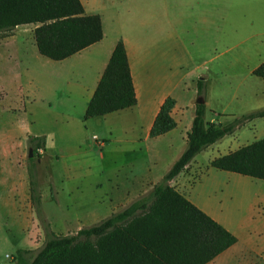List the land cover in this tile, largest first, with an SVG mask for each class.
<instances>
[{
  "label": "crops",
  "instance_id": "obj_1",
  "mask_svg": "<svg viewBox=\"0 0 264 264\" xmlns=\"http://www.w3.org/2000/svg\"><path fill=\"white\" fill-rule=\"evenodd\" d=\"M254 1L171 0L168 2L166 0L165 4V0L163 2L156 0L154 6L148 7L143 6L141 0H80L87 15L99 16L103 32L102 39L63 61L46 62L50 67L45 70H26L27 90L19 77L12 85H0V93L6 99L16 93V99L21 104L18 108H22L29 119H33L32 104L46 102L48 108H53V103H56L67 112L78 108L80 117L85 121L83 116L88 103L116 44L122 41L135 90L136 105L104 117L117 115L122 128L131 135V140L140 143L138 149L143 151L141 155L144 158H152L153 163L156 160L167 161L165 171L160 173L150 174L149 170L145 173L141 170H130L125 187L131 189L139 185L140 188H144L147 181L153 188L161 182L186 148L187 134L191 129L196 98H198L196 86L198 80L203 79L206 83L202 97L205 105L204 122L222 125H227L228 122L222 120L224 118H220L221 115L218 114V112H224L220 111L218 102L226 100L227 92H231L226 82L213 86L203 76H199L200 78L191 87H186L177 75L164 73L158 63L166 60L175 64L181 60L183 55L180 53V45L185 31L188 40L195 43L208 39L225 47L233 45L232 52L226 49L213 59L221 62L223 65L221 69L225 66L222 62H230V69L236 70L239 74V79L232 83L235 91L233 93L242 94L236 115L240 117L264 110V103H260L258 90L264 82L261 83L252 78L253 70L264 62V33L256 29L259 26L255 22ZM170 3H172L171 7ZM212 30H215L217 35H212ZM19 46L20 43L14 35L0 39L1 49L3 48L6 52L12 50L13 53L20 55L21 59ZM35 49L37 48L34 42L33 51ZM48 96H52V99H48ZM167 97L175 100L171 116L176 127L164 135L150 138L152 124ZM26 104H29L28 111ZM11 108L9 106L10 110ZM238 131L239 136L246 137L250 134L264 136V118L252 120ZM10 132L11 135H7L3 141L15 140L13 139L15 136L21 143H25L29 137H45L46 155L47 137L40 133H33L29 122L27 126L23 127L22 124L20 128ZM222 139L217 142L220 143ZM217 142L209 147H216L219 157L241 148L232 149L228 142H221V144ZM10 146L4 147L5 155L11 154ZM222 148L225 154L220 153ZM192 161L171 181V186L237 239L233 246L207 264H264L263 252L256 245L258 236L264 233V225L257 216L260 210L259 205H264V181L253 182L231 173L228 176L229 180L223 183L226 191L222 200L220 197L211 198L208 204L202 205L191 197L197 182L191 183L189 179H193V176L186 171L189 169L195 171L196 165L193 166ZM2 171L3 166L0 165V173ZM24 173L22 183L15 185L16 190L15 194L11 195L12 200L0 198L2 204L17 205L20 226V221H23L20 231L27 230L29 226L24 207L31 200L27 171ZM143 177L146 178L144 183ZM213 185L216 188L219 184L213 183ZM252 194L253 196L250 197ZM226 205L237 206L236 215L227 210ZM228 211L231 212V217ZM261 244L264 245V240Z\"/></svg>",
  "mask_w": 264,
  "mask_h": 264
},
{
  "label": "rangeland",
  "instance_id": "obj_2",
  "mask_svg": "<svg viewBox=\"0 0 264 264\" xmlns=\"http://www.w3.org/2000/svg\"><path fill=\"white\" fill-rule=\"evenodd\" d=\"M155 1L141 0V4L152 7ZM254 8L255 22L259 26L256 29L264 33V0H255ZM34 28V25L19 26L6 34L0 33V39L14 35L21 49L20 59V55L12 50L6 52L0 48V85H12L21 77L27 90L26 70L42 71L50 67L49 63H53L40 56L37 49L33 51ZM185 33L186 31L182 34L183 42L180 45V53L183 55L181 60L175 64L166 60L158 63L164 73L177 75L186 87H191L199 76H203L213 86L226 82L231 92H227L226 100L218 102L220 111H224L218 114L229 124L237 117L236 109L240 107L239 101L242 99V94L233 93L235 91L232 88V83L239 79V74L230 69V62H222L225 66L221 69V62L213 58L226 49L232 52L234 46L217 45L208 39L195 43L188 40ZM212 35H217L215 30H212ZM252 78L264 82L254 75ZM258 90L260 103H264V85H260ZM15 94L6 99L0 93V165L3 166L0 173V198L12 200L15 185L22 183L24 172L27 171L31 200L24 208L29 226L27 230L20 231L23 221H20V226L17 205L0 202V264H18L15 258L19 249L29 252L24 255L25 260L31 259L42 248L48 234L59 237L75 235L140 200L145 202L146 208L152 206L154 199L151 193L154 187L145 182L146 178L143 177L142 182L147 184L144 188L136 185L129 189L125 187L127 177L130 176V170L134 169L144 173L149 170L150 174L160 173L165 171L167 161L156 160L153 163L152 158H144L141 155L143 151L138 149L140 143L131 140V135L122 128L117 115L83 121L78 108L67 112L56 103H53V108H48L46 102H36L31 106L33 120L28 118L27 113L24 114L22 108H18L21 104ZM48 99L51 100L52 96H48ZM25 107L28 111L29 104ZM28 122L33 133L45 135L48 140L46 155L45 149L41 148L38 151L41 157L33 155L31 161L28 157V141L21 143L15 136V140L3 141L7 135H11V130L20 128L22 124L23 127L27 126ZM238 134L239 131L236 130L233 135H228L217 143L228 142L232 149H237L264 137L261 134L246 137ZM9 145H13L10 146L11 154L5 155L3 149ZM220 153H224L223 148ZM218 155L216 147H209L193 159L195 171H186L193 176V179H189L190 182H197L191 197L202 205L208 204L211 198L220 197L222 200L226 191L223 183L229 180L231 173L218 171L209 165V161L219 157ZM213 183L219 185L214 188ZM252 196L253 194L250 197ZM226 208L236 215L237 206L226 205ZM259 208L257 216L264 225V205L260 204ZM138 214L140 213L137 211L133 216ZM263 240L264 233L258 236L256 245L262 250L264 259V245L261 244Z\"/></svg>",
  "mask_w": 264,
  "mask_h": 264
},
{
  "label": "trees",
  "instance_id": "obj_3",
  "mask_svg": "<svg viewBox=\"0 0 264 264\" xmlns=\"http://www.w3.org/2000/svg\"><path fill=\"white\" fill-rule=\"evenodd\" d=\"M34 25L38 53L63 61L103 37L98 15H87L80 0H0V33ZM252 74L264 80V62ZM198 97L206 83L197 81ZM136 105V95L122 41H119L84 112V120L104 117ZM175 100L167 97L149 132L150 138L176 127L171 116ZM205 105L196 104L187 145L161 182L154 186L151 207L140 200L99 224L72 236L48 234L38 253L18 264H207L233 246L237 239L171 186L193 158L246 123L264 118V110L236 117L227 125L205 123ZM33 157H41L45 137H29ZM32 158H29L31 161ZM210 167L264 181V138L212 159ZM140 214L133 216L134 213Z\"/></svg>",
  "mask_w": 264,
  "mask_h": 264
},
{
  "label": "water",
  "instance_id": "obj_4",
  "mask_svg": "<svg viewBox=\"0 0 264 264\" xmlns=\"http://www.w3.org/2000/svg\"><path fill=\"white\" fill-rule=\"evenodd\" d=\"M196 104H204V99L202 97H199L196 100ZM33 156L32 149H29L28 157L31 158Z\"/></svg>",
  "mask_w": 264,
  "mask_h": 264
}]
</instances>
